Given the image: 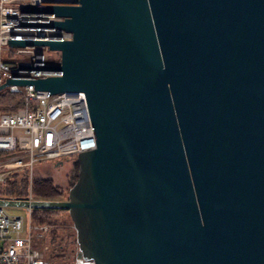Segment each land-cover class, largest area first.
<instances>
[{"label": "water", "instance_id": "1", "mask_svg": "<svg viewBox=\"0 0 264 264\" xmlns=\"http://www.w3.org/2000/svg\"><path fill=\"white\" fill-rule=\"evenodd\" d=\"M77 1L21 5L72 37L9 38L61 72L0 89L83 90L95 146L65 197L0 204L66 208L94 264H264V0Z\"/></svg>", "mask_w": 264, "mask_h": 264}, {"label": "built area", "instance_id": "2", "mask_svg": "<svg viewBox=\"0 0 264 264\" xmlns=\"http://www.w3.org/2000/svg\"><path fill=\"white\" fill-rule=\"evenodd\" d=\"M77 3V0H0V82L6 76L28 77L60 74L59 69L19 67V62L44 64L60 62V55L47 61L39 44L10 45L9 38L68 39L72 31L47 24L63 16L53 12L22 10L21 5ZM6 87V86H5ZM23 94L22 104L10 110L0 106V180L10 172L26 169L29 190L35 160L75 157L78 151L92 148L96 140L83 90L50 92L35 89L32 83L7 85ZM16 101V100H15ZM13 101L11 104L15 103ZM10 213L0 204V264H58L45 257L35 239L46 238L50 224ZM71 264H94L92 258L75 254Z\"/></svg>", "mask_w": 264, "mask_h": 264}, {"label": "trees", "instance_id": "3", "mask_svg": "<svg viewBox=\"0 0 264 264\" xmlns=\"http://www.w3.org/2000/svg\"><path fill=\"white\" fill-rule=\"evenodd\" d=\"M16 100V101H15ZM15 101L12 105L11 103ZM23 94L20 91H11L9 88L0 89V106L3 110H10L15 106L22 104ZM1 153V151H0ZM78 162L74 159L73 168L69 175L70 184L73 183L77 176ZM29 179L26 169L10 172L6 177L0 180V197H16L23 198L28 194ZM31 193L40 198H60L66 192V188L57 185L49 176H33L30 184ZM65 211L66 215H59ZM31 217L36 222H47L50 224L47 239L38 238L36 244L42 249L44 248L45 257L58 264H71L75 254V230L72 220L66 208L48 207V206H32ZM59 225L65 228L64 234L59 233ZM66 237V238H65ZM69 242L73 244L68 245ZM40 241V243H37ZM50 248L51 253H48Z\"/></svg>", "mask_w": 264, "mask_h": 264}, {"label": "rangeland", "instance_id": "4", "mask_svg": "<svg viewBox=\"0 0 264 264\" xmlns=\"http://www.w3.org/2000/svg\"><path fill=\"white\" fill-rule=\"evenodd\" d=\"M40 49L44 52L45 58L47 61H52L58 55H60L58 50L51 49L48 46H41ZM63 158H64V161L61 164H54L53 158H44L40 160H35L34 166H33L34 175L35 176H49L53 179V182L55 184L63 186L66 188V190H68V187L71 185L69 175L72 171L74 160H72V158L70 159L69 157H63ZM66 195H67V191L64 192L63 196H61L60 198L65 197ZM5 208L8 212L12 214L18 213V214H22L24 218L27 217V211H26L25 206L23 205H5ZM58 214L66 215L67 213L63 211L62 213H58ZM64 231H65V228L62 227V225H59L58 232L64 234ZM67 241L69 242L70 239L68 238ZM37 243H40V241H38ZM71 244L73 243L72 242L68 243V245L70 246ZM74 248L76 249V245H74ZM42 250L44 253L45 249L43 248ZM48 253H51L50 248H48Z\"/></svg>", "mask_w": 264, "mask_h": 264}, {"label": "flooded vegetation", "instance_id": "5", "mask_svg": "<svg viewBox=\"0 0 264 264\" xmlns=\"http://www.w3.org/2000/svg\"><path fill=\"white\" fill-rule=\"evenodd\" d=\"M69 158H70V159L72 158V160L75 159V157H69ZM63 161H64V159H62V162H61V163H63ZM53 163H54V164H61V163H57V160L53 161Z\"/></svg>", "mask_w": 264, "mask_h": 264}]
</instances>
